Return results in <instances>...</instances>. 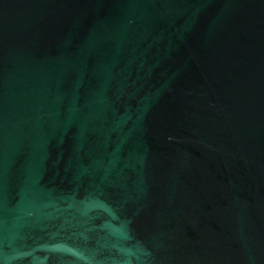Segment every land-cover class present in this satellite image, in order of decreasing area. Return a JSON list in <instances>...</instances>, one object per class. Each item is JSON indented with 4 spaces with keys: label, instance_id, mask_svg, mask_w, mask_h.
<instances>
[{
    "label": "water",
    "instance_id": "obj_1",
    "mask_svg": "<svg viewBox=\"0 0 264 264\" xmlns=\"http://www.w3.org/2000/svg\"><path fill=\"white\" fill-rule=\"evenodd\" d=\"M0 264H264V0H0Z\"/></svg>",
    "mask_w": 264,
    "mask_h": 264
}]
</instances>
